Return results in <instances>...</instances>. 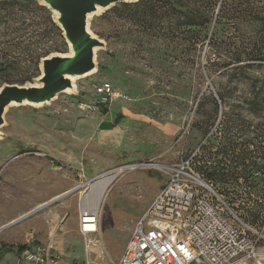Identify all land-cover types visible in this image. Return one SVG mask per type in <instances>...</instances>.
Returning <instances> with one entry per match:
<instances>
[{"label": "rangeland", "instance_id": "obj_1", "mask_svg": "<svg viewBox=\"0 0 264 264\" xmlns=\"http://www.w3.org/2000/svg\"><path fill=\"white\" fill-rule=\"evenodd\" d=\"M197 2L194 14H203L209 0ZM229 4L227 18L218 20V5L211 24L203 26L190 25L187 17L193 11L178 6L150 14L146 0L93 15L91 30L105 47L97 53L98 70L77 79L76 92L112 84L124 98L106 110L126 114L124 120L114 135L101 137L90 129L95 115L78 109L75 94H61L41 108H8L0 139V225L20 218L44 198L54 200L76 189L25 225L37 222L30 231L31 248L52 245V264H86L88 252L79 232L85 198L100 175L125 168L104 196L102 230L89 249L92 264H118L137 220L173 169L190 161L205 181L198 168H207L209 140L223 121H235L250 138L258 135L255 173L264 177V61L236 70L254 64L253 57L264 58V28L255 18L264 0ZM41 6V0H0V88L35 84L43 58L70 53L63 32L49 22L54 13ZM238 58L241 63L232 61ZM255 97L258 112L248 105ZM150 164L160 168L144 167ZM229 208L247 226L264 231V224L245 223Z\"/></svg>", "mask_w": 264, "mask_h": 264}, {"label": "built area", "instance_id": "obj_2", "mask_svg": "<svg viewBox=\"0 0 264 264\" xmlns=\"http://www.w3.org/2000/svg\"><path fill=\"white\" fill-rule=\"evenodd\" d=\"M75 95L78 109L89 116L124 98L108 82ZM192 165L187 161L173 169L169 182L136 222L118 264H264V231L244 224ZM100 230L99 214L85 207L79 232L88 252L86 264H92L89 249ZM52 249L25 248L20 252L22 263L52 264Z\"/></svg>", "mask_w": 264, "mask_h": 264}, {"label": "trees", "instance_id": "obj_3", "mask_svg": "<svg viewBox=\"0 0 264 264\" xmlns=\"http://www.w3.org/2000/svg\"><path fill=\"white\" fill-rule=\"evenodd\" d=\"M145 1V0H142ZM151 2V8L146 10L148 13H158L164 11L165 6L169 9H176L178 6L181 9L187 10L186 13L191 14L187 18L190 20V25H208L213 19V12L219 5L218 20L227 18L229 14V0H222L219 4L217 0H209L207 8L203 14H198L194 6L198 3L197 0H146ZM234 1V0H233ZM41 11L48 9L41 6ZM49 11V10H48ZM255 18L259 20L264 28V7L256 9ZM49 22L55 31L61 29L49 17ZM53 54V53H51ZM48 54L47 56L51 55ZM46 56V57H47ZM239 57V56H238ZM261 59V60H258ZM235 63H241V58L232 60ZM254 64H246L238 66L236 70L240 72L244 69H249L255 66L257 61H264V58L253 57L251 60ZM258 98L255 97L250 101V110L258 112ZM215 104L216 99L213 98ZM218 105V104H217ZM122 117L119 116L116 123ZM248 130L237 129L235 121H223L221 128L211 136L210 147L207 153L205 163L207 168L199 167V171L203 179L212 185L215 191L225 199L226 203L239 214V217L248 224H264V177L256 172V163H254L255 149L257 145L258 135L250 138ZM206 158V157H205ZM5 249H14L15 246L3 244ZM25 246H18V251L21 252Z\"/></svg>", "mask_w": 264, "mask_h": 264}, {"label": "water", "instance_id": "obj_4", "mask_svg": "<svg viewBox=\"0 0 264 264\" xmlns=\"http://www.w3.org/2000/svg\"><path fill=\"white\" fill-rule=\"evenodd\" d=\"M140 0H41L42 6L54 13L53 21L63 32L69 45V54H51L41 60V75L35 84H6L0 88V139L6 125L5 114L10 107L25 106L26 103L48 106L61 94H76L73 78L79 79L98 70L97 53L105 47L91 30L90 19L95 14L107 11L121 3H135ZM73 92H68L72 91ZM76 189L56 197L29 214L11 222L9 226L22 222L46 207L64 200ZM2 228V230L4 229ZM0 243V252L3 250Z\"/></svg>", "mask_w": 264, "mask_h": 264}, {"label": "crops", "instance_id": "obj_5", "mask_svg": "<svg viewBox=\"0 0 264 264\" xmlns=\"http://www.w3.org/2000/svg\"><path fill=\"white\" fill-rule=\"evenodd\" d=\"M124 113L121 114H116L113 112L112 109L109 110H103L100 114H97L94 116V118H91V125L90 129L91 131L93 129L97 130L98 134L101 137H106L110 135H114L116 131H118L119 127L121 126L122 121L124 120ZM121 116L122 118L119 120V123L117 124L116 121L118 117ZM111 125V126H110ZM69 190V189H66ZM46 194L48 193L47 190L45 192ZM55 195V194H53ZM44 198L40 203H37L36 207L29 206V209L24 212V215L29 214L32 210L35 208L37 209L38 207L42 206L46 202L49 203V201H52V198ZM56 198V197H55ZM21 216V217H23ZM20 217V218H21ZM101 213H100V220H101ZM19 219V218H17ZM11 220L7 223L1 224L0 225V243L3 245H11L15 246L14 249H5L0 252V264H14V261L16 262L15 264H19L20 261V252L18 251V246H25V248H31V241H32V233H30L32 228H35L37 222H33V225L26 226L25 223L33 220L32 218H29L26 222H21L17 223L15 225L9 226L7 228H4L8 226L11 222L17 220ZM138 221V220H137ZM34 226V227H33ZM2 228H4L2 230ZM19 228L18 231L11 232L13 229ZM102 230V226H101ZM103 234V233H102ZM105 235V234H103ZM132 235V232H131ZM32 250H35V248H31ZM38 249V248H37ZM13 253L16 255V258L13 256Z\"/></svg>", "mask_w": 264, "mask_h": 264}, {"label": "bare ground", "instance_id": "obj_6", "mask_svg": "<svg viewBox=\"0 0 264 264\" xmlns=\"http://www.w3.org/2000/svg\"><path fill=\"white\" fill-rule=\"evenodd\" d=\"M69 55H71V53ZM94 73L95 72H93V73H91V74H89L87 76H90V75H92ZM77 79H79V78L75 77V78L72 79L73 83H74V90H76L75 82H76ZM74 90L68 91V92L70 93V92H73ZM13 106H16V105H13ZM25 106H30V107H33V108H41L44 105H36V104L26 103ZM136 166H131L130 168L136 169ZM144 167H151V168H157V169L160 168L156 164L145 165ZM123 169H125V168L114 169L112 171H109V172H106V173L100 175L96 179V182L94 184H92L91 192L87 196V198H85V202L83 203L82 210L84 209V207H89V208H92L94 210V212L99 214L100 206H101V203H102V201L104 199V196H105L106 192L111 187V185L115 182V180L123 173ZM78 188H81V187H77V189Z\"/></svg>", "mask_w": 264, "mask_h": 264}]
</instances>
